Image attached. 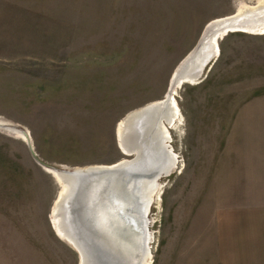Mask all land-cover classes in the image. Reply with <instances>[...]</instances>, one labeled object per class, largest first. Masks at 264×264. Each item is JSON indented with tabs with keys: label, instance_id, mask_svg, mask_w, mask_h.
Listing matches in <instances>:
<instances>
[{
	"label": "rangeland",
	"instance_id": "374dc122",
	"mask_svg": "<svg viewBox=\"0 0 264 264\" xmlns=\"http://www.w3.org/2000/svg\"><path fill=\"white\" fill-rule=\"evenodd\" d=\"M258 1L0 0V122L27 135L0 129V264H79L53 230L46 170L131 159L118 123L163 101L210 22ZM174 93L150 264H264V35L220 38Z\"/></svg>",
	"mask_w": 264,
	"mask_h": 264
},
{
	"label": "bare ground",
	"instance_id": "6f19581e",
	"mask_svg": "<svg viewBox=\"0 0 264 264\" xmlns=\"http://www.w3.org/2000/svg\"><path fill=\"white\" fill-rule=\"evenodd\" d=\"M232 32L264 35V0H259L258 3L253 7L244 6L243 8H239L233 16L216 19L210 22L206 26V29L201 37L200 44L197 47L198 52L196 56L192 58L189 54L186 57L187 59L189 58L187 62V66L185 70L182 72V75L181 74L179 75L178 77L179 79H177V82H175V84L173 83L176 80L175 78L176 72L174 73L173 77L171 76L172 79L170 81V85L172 84L174 86L172 87L171 97L168 98L169 96L166 95L168 96L167 99L169 102L165 104L166 106L164 109H163L164 106L163 101L152 103L148 106L143 107L144 109L142 108V110L139 109L135 112L128 114L121 122L118 123L116 128V138L119 147L125 153V155L126 154L130 155L131 153H134L136 157L135 158L136 162L129 166L131 170L133 171L140 170L141 173H150V171L151 172L153 171L152 169L160 167L161 169H159L160 171L159 174L164 173V177L170 175L172 173V170L174 171V169L176 168L177 160L165 145L167 143V140H169V132H168V127L164 124L165 122L168 125H172V123L178 116V108L176 106L174 98L172 99L173 94H175L174 93L175 90L178 89L183 83L188 82L193 84L198 80V77L201 75L203 66L208 62L210 58L212 57L214 58L218 53V42L220 38L222 39L228 33H232ZM179 67L177 68V70L179 69ZM143 110H144L143 115H140L136 118L134 116L131 120L127 121L130 115L132 114L136 115L137 112ZM13 133L15 135H19L22 138L26 139L25 134L19 131H13ZM111 166L113 165L93 166L91 168L98 167L101 169L103 167H111ZM48 170H46L47 173H49L53 177V179L56 180V183L60 186L61 189L58 198L54 203V207L50 216V221L53 230L61 240L67 242L75 251H77L80 254L79 256H81V251L79 247H77L73 241L76 240L75 239L76 236L71 237L65 233V229L68 231L72 229L70 228L71 225L69 224V221L71 222V220L68 221L67 217H65V215L68 216L70 213L69 211L67 212V210L66 211L64 210L65 207L69 208L68 207L69 203H71L72 205L75 204V196H74L75 183H73L75 180H72L71 177L70 178L63 177L52 168ZM158 178L159 177H155L153 180L142 179L136 181L135 184H131L129 187V191H130V196L132 195V197L130 198L128 196V200L130 201L133 200V198H135V200H138L136 204L140 206L141 203H144V205H146V209H148V206H150L153 202L154 193L158 192ZM123 183L126 185V182ZM121 185H122V181H121ZM132 185L136 186L135 189H133ZM95 187L93 186L90 189L85 188L84 190L85 192L84 191L82 192L85 194V202L87 204V207L89 208H91L90 202L93 200L91 199L93 198L91 197V195L93 194ZM108 187L110 188L111 186L109 185ZM80 194L81 192L78 193V196H80ZM78 201L79 200L77 198L76 205ZM117 203H118L117 210L122 209V211H125V209L129 207L128 213H131L130 215L133 214L132 213L133 208L131 202H129L130 203L129 204L128 202H124L119 198L117 200ZM87 213L91 214V211ZM83 220H84V224L88 228V232L92 234L91 236H89L92 237V242H94V244L98 246L99 244L103 246L101 248L110 249L112 254L115 256V257L113 256L110 257L109 256L110 254L107 253L109 260L112 261L113 258L116 259L120 258L121 260L124 255H122L121 257V253L118 252V248H116L115 246L118 245L121 249L125 248L127 238H125L123 234L124 232L122 231L121 235L120 234H117L116 236L114 234L111 235L107 227V224L105 225V223H107L108 221V219L106 218L103 219L102 226H99L98 224L93 225L94 222L92 220V217H91V221L88 222V225H87V218L85 217L83 218ZM147 220H149L148 214H147ZM74 223L75 221L71 224L77 230V226H75ZM76 223L80 225L79 222L76 221ZM82 227L81 230L83 231L84 227L83 229ZM79 236H82L79 237L80 241H82L84 245L88 246L89 241L88 238L84 235V233H79ZM82 238L86 241V244L82 240ZM149 241H150V235L148 229V235L146 239L147 246L150 243ZM87 253H89V251ZM95 254H98V251L95 252ZM150 256H151V252L148 248V251L141 258V264H150L149 261ZM91 257H93L92 253H91ZM79 264H82V261H79Z\"/></svg>",
	"mask_w": 264,
	"mask_h": 264
},
{
	"label": "water",
	"instance_id": "95a60500",
	"mask_svg": "<svg viewBox=\"0 0 264 264\" xmlns=\"http://www.w3.org/2000/svg\"><path fill=\"white\" fill-rule=\"evenodd\" d=\"M200 40L197 43L196 47L190 52V56L192 58L195 57L198 52L197 47L200 44ZM213 59H214L213 57L210 58L208 62L203 66L201 75L203 74L205 68L208 66V64ZM188 60L189 58L188 59L184 58L183 63L180 65L179 69L175 73L176 80L174 81V83L172 81L173 84L177 82V79H179L178 78L179 75L180 74L182 75V72L185 70L187 66ZM201 75L198 77V79L201 77ZM173 86L174 85L171 84L168 89L167 95L169 97L165 96L163 99V105H164L163 109L166 106L165 104L169 102L167 97L168 98L171 97V94H172L171 91H172ZM143 112L144 110L137 112L136 115L135 114L130 115L127 121L131 120L134 116L136 118L140 115H143L144 114ZM0 129H3L11 134H14L13 131H19L25 134V136L27 137L25 131L20 130L17 127L11 124H8V123H0ZM123 155L126 157H132V158L129 160H126V159L121 160L115 163L111 167H103L101 169L98 167L96 168L85 167V168H80V169L78 168H75V169L52 168L58 174L62 175L63 177L65 178L71 177L72 180H75L73 182L75 183V195H74L75 204L72 205L71 203H69V206H68L69 208L65 207V210H64V211L67 210V212L69 211L70 213L68 216H66L65 214L64 215L65 217H67L68 221L71 220V222L69 221V224L71 225L70 228L72 229L69 231L65 229V233L71 237L76 236L75 237L76 240H73V241L76 244V246L79 247L81 251V256H79L80 254L77 251L76 253L78 255L79 261H82V264H141V258L148 251L146 239L148 235L149 220H147V214H148V211L151 205L148 206V209H146V205H144V203H141L140 206L136 204L138 200H135V198L129 201L128 196L130 198L132 197V195L130 196L129 187L131 184H135L136 181H139L142 179L153 180L155 177H159L158 178L159 180L162 177H164V173L159 174L160 173L159 169H161L160 167L152 169L153 171L152 172L150 171V173H141L140 170L133 171L131 170V168H129V166L136 162L135 161L136 157L134 153H131L130 155H127V154L126 155L123 154ZM121 181H122V185L124 186L121 185ZM123 182H126V185ZM109 185L111 186L110 188L108 187ZM93 186L94 187L96 186V187H95L93 194L91 195V197H93L91 199L93 200L90 202L91 208H89L87 207V204L85 202V194L82 192L85 190V188L90 189ZM132 187L133 189H135L136 186L132 185ZM79 192H81L80 196H78ZM77 198L79 201L77 202V205H76ZM119 198L124 202L132 203V208H133L132 215L133 216L130 215L131 213H128L129 207L126 208L125 211H122V209L117 210V206H118L117 200ZM77 211H80V212H77ZM89 211H91V214L87 213ZM85 217L87 218V225H88V222L91 221V217L94 222L93 225L98 224L99 226L103 225L102 222L104 218L108 219L105 225L107 224V227L111 235L112 234H114L115 236L117 234L121 235L122 231L124 232L123 234L125 238H127L125 248L121 249L118 245L115 246L116 248H118V252L121 253V257L122 255H124L121 260L120 258L119 259L111 258L112 261H110L108 258V254H110L109 255L110 257L112 256L115 257L110 251V249L101 248L103 246H101L100 244L98 246L94 244V242H92V237H89L92 234L88 232V228L84 224L83 218ZM74 221H75L74 223L75 226H77V230L71 224ZM76 221L79 222L81 226L78 225ZM82 226L84 227V229ZM81 227L83 231L81 230ZM79 233H84V235L88 238V241H89L88 246L84 245L82 241H80L79 237H82V236H79ZM95 235H96V232H95ZM82 240L86 244V241L83 238ZM88 251L89 253H87ZM97 251H98V254H95V252ZM91 253L93 257H91Z\"/></svg>",
	"mask_w": 264,
	"mask_h": 264
}]
</instances>
